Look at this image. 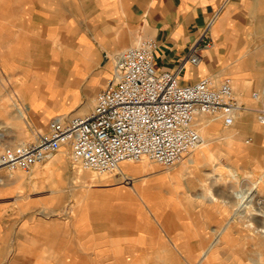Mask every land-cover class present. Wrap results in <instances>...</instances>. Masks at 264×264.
<instances>
[{"label": "rangeland", "instance_id": "374dc122", "mask_svg": "<svg viewBox=\"0 0 264 264\" xmlns=\"http://www.w3.org/2000/svg\"><path fill=\"white\" fill-rule=\"evenodd\" d=\"M37 51L0 47V150L47 129L30 119L21 91L22 72L34 71ZM236 97L245 109L235 125L199 119L205 144L171 168L144 159L99 174L73 167L64 148L31 171L0 170V235L9 233L12 252L25 247L23 231L40 226L37 236L64 237L66 227V237L83 248L81 226L92 231L117 212L120 219L133 215L141 228L133 231L131 264H264V125L251 93ZM85 234L97 250V236Z\"/></svg>", "mask_w": 264, "mask_h": 264}, {"label": "crops", "instance_id": "0c3cea01", "mask_svg": "<svg viewBox=\"0 0 264 264\" xmlns=\"http://www.w3.org/2000/svg\"><path fill=\"white\" fill-rule=\"evenodd\" d=\"M143 38L157 40L160 71H175L199 46V63L181 71L184 84L231 79L242 97L264 86V0H0V47L38 50L34 71L22 72L21 91L30 119L45 128L52 119L89 113L115 58ZM118 214L94 224L97 250L88 248L85 233L92 231L83 224V248L66 237V227L64 237L52 238L37 236L36 226L19 233L25 247L11 252L4 232L0 264H131L133 231L141 228L133 215Z\"/></svg>", "mask_w": 264, "mask_h": 264}, {"label": "built area", "instance_id": "2783aa9c", "mask_svg": "<svg viewBox=\"0 0 264 264\" xmlns=\"http://www.w3.org/2000/svg\"><path fill=\"white\" fill-rule=\"evenodd\" d=\"M159 45L143 38L117 57L111 77L95 96L94 108L81 116L50 121L32 140L0 150V170L31 171L35 166L70 150L73 167L99 174L118 171L125 162L144 159L171 168L183 162L202 143L201 116L233 127L245 109L231 79L216 85L207 77L192 84L181 82L185 64L200 61L198 45L175 71L155 65ZM260 103L255 110L264 125V86L251 94Z\"/></svg>", "mask_w": 264, "mask_h": 264}, {"label": "bare ground", "instance_id": "6f19581e", "mask_svg": "<svg viewBox=\"0 0 264 264\" xmlns=\"http://www.w3.org/2000/svg\"><path fill=\"white\" fill-rule=\"evenodd\" d=\"M19 111V114H20V117H24L25 115H24V112H23V110H18ZM200 123L201 124H204V125H206V123H207V120H206V118H205V116H201L200 118ZM199 119H198V130H199V133H200V128H199V126H200V123H199ZM200 135H201V133H200ZM201 137H202V135H201ZM32 140V139H31ZM30 140V141H31ZM29 142V141H28ZM25 143H27V142H25ZM22 144H24V143H22ZM203 144H205L204 143V139H203V137H202V143H201V145L197 148V150L200 148V147H202V145ZM21 145V144H20ZM196 151V150H195ZM184 161V160H183ZM260 212H263V210H261ZM225 229V228H224ZM218 233H220V235L222 234V232L220 231V232H218ZM211 249V248H210ZM210 249H207V251H206V253H208L209 251H210ZM113 253V252H112Z\"/></svg>", "mask_w": 264, "mask_h": 264}]
</instances>
